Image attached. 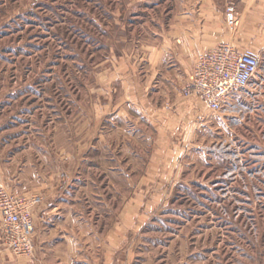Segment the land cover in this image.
Wrapping results in <instances>:
<instances>
[{"label":"rangeland","instance_id":"obj_1","mask_svg":"<svg viewBox=\"0 0 264 264\" xmlns=\"http://www.w3.org/2000/svg\"><path fill=\"white\" fill-rule=\"evenodd\" d=\"M201 1L0 0V184L34 224L0 264H264V0H225L263 39L218 112L175 38Z\"/></svg>","mask_w":264,"mask_h":264},{"label":"built area","instance_id":"obj_2","mask_svg":"<svg viewBox=\"0 0 264 264\" xmlns=\"http://www.w3.org/2000/svg\"><path fill=\"white\" fill-rule=\"evenodd\" d=\"M225 21L232 29L238 25L232 5L226 7ZM259 66L257 51L220 43L196 56L185 94L196 96L210 111H221L232 93L248 87ZM30 205L0 184V243L15 256L34 253Z\"/></svg>","mask_w":264,"mask_h":264},{"label":"crops","instance_id":"obj_3","mask_svg":"<svg viewBox=\"0 0 264 264\" xmlns=\"http://www.w3.org/2000/svg\"><path fill=\"white\" fill-rule=\"evenodd\" d=\"M229 3L224 0L221 2L223 6H216L214 0H202L201 5L195 10L192 9L190 15L185 14L178 18L175 38L180 49L188 53L192 60H195L194 56L220 43L231 44L238 49H243L246 46L258 45L259 40L262 41V23L258 29H255L254 38L242 35V31L231 33L224 22L225 8ZM233 7L236 9L235 5ZM3 248L0 243V250ZM4 250L8 251L5 248Z\"/></svg>","mask_w":264,"mask_h":264}]
</instances>
